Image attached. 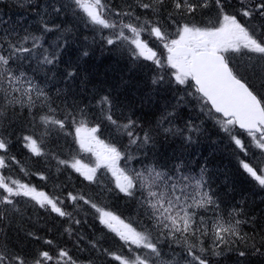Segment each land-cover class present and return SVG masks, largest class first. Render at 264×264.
Returning a JSON list of instances; mask_svg holds the SVG:
<instances>
[{"label":"snow or ice","instance_id":"obj_1","mask_svg":"<svg viewBox=\"0 0 264 264\" xmlns=\"http://www.w3.org/2000/svg\"><path fill=\"white\" fill-rule=\"evenodd\" d=\"M48 7L53 19L41 16L39 35L18 21L0 17V264H78L65 248H57L55 253L41 249L28 253L8 243L7 230L24 219L17 198H28L40 208L67 218L65 231L69 236L74 231L72 225L81 221L65 210V201L74 210L83 202L94 210L99 223L118 237L128 254L102 248L98 241L88 243L119 264H223L232 254L234 264H253L251 258L255 264H264V228L259 239L256 227L252 235L242 232L241 225L259 226V222L239 219L244 213L236 208L228 212L221 209V201L205 179L206 168L194 174L186 161L170 164L161 159L141 162L139 169L119 166L121 159L134 158L129 151L133 146L140 151L151 145L149 151H153L155 132L162 131L165 138L181 136L191 143V134L200 129L191 121L183 129L175 126L180 118L179 100L171 111L162 113L155 129L146 130L131 117L124 122L115 117L116 103L110 93H96L83 101L80 92L73 91L75 70L63 74L69 83L65 89H58L54 98L47 90L49 81L55 79V74L49 77L52 69L48 66L59 62L63 45L57 43L49 49L42 43L47 33L61 31L54 18L70 7L85 27L99 35L103 45L126 51L134 61H151L157 68L153 84H174L177 91L183 86L185 95L196 96L201 111L207 109L238 150L237 156L243 157L239 160L243 171L264 188V0H238V7L231 12L230 0H122L119 4L113 0H51ZM210 8L216 11L215 19L197 22V13ZM230 53L237 55L234 58ZM82 55L89 53L85 50ZM41 72L43 79L39 78ZM22 117L33 131L17 140L36 156L45 153L34 137L38 136L42 144L53 132L75 126L80 148L95 154L96 165L88 167L75 156L60 159L49 153L57 161V170L65 166L94 182L98 168L108 169L115 189L135 201L138 227L91 197L71 191L49 194L14 177L13 165H20V161L10 154L15 135L10 129ZM89 122L96 125L88 128ZM104 122L115 130V143L105 144L96 137ZM166 124L170 126L164 127ZM253 144L259 154L251 152ZM143 155L146 157L147 152ZM20 171L30 175L22 166ZM35 175L48 179L43 173ZM25 238L41 239L31 231ZM83 239L80 236L77 243ZM43 243L53 245L50 239Z\"/></svg>","mask_w":264,"mask_h":264},{"label":"trees","instance_id":"obj_2","mask_svg":"<svg viewBox=\"0 0 264 264\" xmlns=\"http://www.w3.org/2000/svg\"><path fill=\"white\" fill-rule=\"evenodd\" d=\"M50 2L51 0H0V17L9 22L18 21L21 23L23 16L19 14V11L22 8V14H26L30 20L26 25H22L30 28V30L32 29L31 31L39 35L41 16H44L46 20L53 19L51 9L48 7ZM59 2L70 3V0H59ZM113 2L119 4L122 0H113ZM230 3L233 8H229V12L238 7V0H230ZM205 10L197 13L195 17L197 22H207L215 19L216 11L214 9ZM72 14L73 11L69 7L59 17H55V23L61 25L62 32L47 33L42 42L43 47L49 49L54 48L57 43L63 45L59 62L55 66H48L52 69L48 74L49 77L55 74V79L50 80L47 84L49 94L55 98L58 89H65L69 82L63 79L62 73L75 70L77 75L72 81L74 84L73 91L80 92V98L83 101L91 100L97 91L100 95L110 93L116 101V107L119 108L115 109V117L121 122L131 117L146 130L155 129L162 113L166 110L171 111L172 106L176 105L179 100L180 106L177 110L180 118L175 121V126L183 129L185 124L191 121L194 126L200 129L199 132L191 134V143L184 141L181 136L168 135L165 138L162 131L155 132L154 135L157 141L155 149L149 151V148L152 147L149 145L148 148L136 151L135 146H133L129 151H131L134 158L131 160L121 159L122 167L139 169L141 168V162L147 164L155 159H161L162 162L169 160L170 164L186 161L194 174H198L201 168H206L205 179L210 185L211 191L215 193L216 198L221 201V209L228 212L236 208L244 213L238 217L239 219L259 222V226L252 223L241 225L242 232L245 231L249 235H252V229L255 226L257 239H259L258 234L264 228V188H261L256 181L243 171L239 163L240 158L243 157L237 156L238 150L230 143L226 134L221 131L215 119L207 114V109L201 111L200 101L196 96L185 95L182 90L183 86H180L181 90L177 91L174 84H153L152 81L157 75V68L153 63L142 58L134 61L126 51L103 45L99 35L90 27H85L79 16ZM85 32L87 33L85 34ZM94 36L95 42L93 41ZM86 37L87 39H85ZM74 40H77V42ZM85 50L89 53L87 57L82 55ZM157 51L162 54V49H157ZM229 55L236 57V54L230 53ZM33 63L35 64V62ZM107 64L114 65L115 69L109 75L104 74L103 79L99 81L102 74L100 71L103 67H107ZM123 70L124 72H122ZM39 78H44L42 72L39 74ZM128 96L134 101H138V108L133 109L134 104H127L130 102ZM181 97H183L182 100ZM124 98L125 100H123ZM142 101L148 105V108H145ZM57 103H59V100H57ZM26 114L27 110L25 109L24 115L26 116ZM95 125L96 122H89L87 127L91 128ZM169 126L164 125V127ZM13 128L10 129V131L15 132L12 137L10 154L20 161V165H13L11 174L14 177L22 179L24 182H30L38 190L46 191L49 194L53 192L61 194L71 191L74 194L81 193L85 197H91L97 203L106 205L108 210L120 216L125 222H130L133 226L138 227L136 221L139 217L133 199L124 196L122 193H117L111 185L107 186L112 191L102 188L97 183L87 185L88 182L84 178L81 179V175L71 168L60 166L57 170V161L49 153L61 157L60 159H69L71 156H75L81 161V158L86 157L82 149L79 150L80 146L76 139L75 126H68L66 131L53 132L45 137L42 144H40L38 136L34 137L45 153L41 156L34 155L23 146L22 142L17 140L18 136L30 134L33 131L28 121L22 117ZM187 134L185 133V135ZM96 136L107 144L116 142L115 130L107 122L101 125ZM123 143L127 144L126 138H124ZM144 152H147L146 157L143 155ZM251 152L259 154L260 150L256 149L253 144ZM174 157H182V159ZM21 166L30 175L21 172ZM35 173H43L48 179L41 180L39 175H35ZM104 181L111 182L107 174H105ZM17 199L21 201L19 207L24 213V219L19 224L10 227L11 231L7 230V241L10 245L17 244L25 248L28 253H33L37 249L50 250L55 253L57 248H65L69 251V255L78 261V264H88V261H92L93 264H119L110 257L93 250L88 243L90 240L98 241L99 246L102 248H109L117 252L123 251L125 255L128 254L127 249L122 248V242H119L118 237H115L104 225H101L93 215L94 210L84 205L83 202H80V207L74 210L71 203L65 201V210L72 212L75 218L81 221L79 225H72L74 231L69 236L65 231L69 226L67 218L59 217L55 213H51L50 210L40 208L35 202L29 201L28 198ZM18 228H23V231H18ZM54 229H59V235L55 236ZM28 231L34 232L41 239L39 241L26 239L25 233ZM80 236L84 239L77 243ZM44 239L52 240L53 245L44 244ZM165 251H168L166 247ZM169 255H171L170 252ZM235 259V254H232L231 259L223 261V264H234ZM251 259L255 264V258Z\"/></svg>","mask_w":264,"mask_h":264},{"label":"rangeland","instance_id":"obj_3","mask_svg":"<svg viewBox=\"0 0 264 264\" xmlns=\"http://www.w3.org/2000/svg\"><path fill=\"white\" fill-rule=\"evenodd\" d=\"M86 43V42H85ZM162 52H164L163 50H162ZM165 53V52H164ZM113 69H115L114 68V65H111V64H107V67H103V69H102V71H101V75H100V77H99V80H102L103 79V76H104V74H109V73H111L112 72V70ZM106 71V72H105ZM121 71V70H120ZM122 72H124V70L122 71ZM84 78V77H83ZM85 79V78H84ZM125 100V99H124ZM128 100L130 101V102H128L127 104H134V107H133V109H135V108H138L137 106H138V101H134L132 98H129V96H128ZM142 103L144 104V106H145V108H148V105H146V103L144 102V101H142ZM84 151V150H83ZM88 152V151H87ZM85 153V152H84ZM88 153H90L92 156H94V160L96 161V156H95V154L93 153V152H88ZM87 162L89 163L87 166L88 167H90V161H89V156H87ZM93 160V161H94ZM93 161H92V163H93ZM95 161H94V163H95ZM86 162V163H87ZM82 164H85L84 163V161H83V163ZM86 165V164H85ZM31 228H33V227H31ZM58 231H59V229H54V232H55V236L56 235H59L58 234ZM34 252V251H33Z\"/></svg>","mask_w":264,"mask_h":264},{"label":"bare ground","instance_id":"obj_4","mask_svg":"<svg viewBox=\"0 0 264 264\" xmlns=\"http://www.w3.org/2000/svg\"><path fill=\"white\" fill-rule=\"evenodd\" d=\"M14 3V2H13ZM15 4V3H14ZM22 9V8H21ZM20 9V11H19V14L21 15V16H23V18H22V21H21V23L20 24H23V25H26V23H29L30 22V20L28 19V17L26 16V14H22V10ZM206 11V10H205ZM16 12V11H15ZM14 12V13H15ZM18 12V11H17ZM210 12V11H209ZM9 13V12H8ZM14 13H13V15H14ZM73 15V14H72ZM16 16V15H15ZM200 16V15H199ZM201 17V16H200ZM14 18V17H13ZM25 20V21H24ZM62 28V27H61ZM30 29V28H29ZM32 30V29H31ZM59 33H61L62 31H58ZM71 32H72V30H71ZM79 32V31H78ZM81 33V32H80ZM82 33H83V31H82ZM87 32H85V34H86ZM76 39V38H75ZM73 40V39H72ZM71 40V41H72ZM74 41H76L77 42V40H74ZM73 42V41H72ZM79 43V42H78ZM82 44V43H81ZM76 54V53H75ZM63 63H65L64 61H63ZM65 64H67V63H65ZM63 66V65H62ZM70 66V65H69ZM58 68V67H57ZM60 68H62V67H60ZM58 70V69H57ZM60 72H62V71H60ZM106 72V71H105ZM100 73H101V71H100ZM60 74V73H59ZM107 74V73H106ZM110 74V73H109ZM109 74H107V75H109ZM62 75H63V73H62ZM112 79V78H111ZM100 81V80H99ZM107 81V80H106ZM98 82V81H97ZM103 82V81H102ZM62 83V82H61ZM111 83V82H110ZM109 83V84H110ZM50 85V84H49ZM101 86V85H100ZM107 89V88H106ZM100 91V90H99ZM102 91H104V90H102ZM98 92V91H97ZM96 92V93H97ZM101 92V91H100ZM99 93V92H98ZM53 94V93H52ZM102 94V93H101ZM114 95V94H113ZM121 97V96H120ZM123 97H125V96H123ZM125 99V98H124ZM123 99V100H124ZM138 99V98H137ZM116 102V101H115ZM120 102V101H119ZM121 103V102H120ZM118 106V105H117ZM120 107H121V105H120ZM116 108H118V107H116ZM122 108V107H121ZM119 109V108H118ZM125 111V110H124ZM126 113V112H125ZM120 116H122V115H120ZM14 129V128H13ZM47 142V141H46ZM49 142V141H48ZM56 144V143H55ZM62 144V143H61ZM51 146V145H50ZM42 148V147H41ZM48 148V147H47ZM220 148H222V147H220ZM51 149V148H50ZM61 158V157H60ZM46 161V160H45ZM44 161V162H45ZM229 161V160H228ZM228 163V162H227ZM212 172V171H211ZM213 174V173H212ZM210 176H212V175H210ZM214 178V177H213ZM242 181V180H241ZM222 182V181H221ZM241 183V182H240ZM245 187V186H244ZM240 188V187H239ZM241 191V190H240ZM246 191V190H245ZM247 210V209H246ZM263 210V209H262ZM261 210V211H262ZM257 219V218H256ZM260 225V224H259ZM255 227V226H254ZM249 229V228H248ZM10 230V229H9ZM11 231V230H10ZM14 231V230H13ZM245 232V231H244ZM20 237V236H19ZM12 239V238H11ZM18 240V239H17ZM19 241V240H18ZM11 242V241H10ZM17 245V244H16Z\"/></svg>","mask_w":264,"mask_h":264}]
</instances>
